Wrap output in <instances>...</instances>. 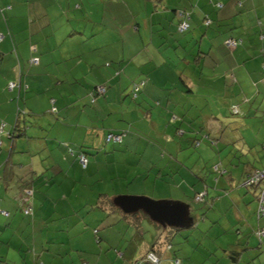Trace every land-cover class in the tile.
Returning <instances> with one entry per match:
<instances>
[{
	"label": "crops",
	"instance_id": "1",
	"mask_svg": "<svg viewBox=\"0 0 264 264\" xmlns=\"http://www.w3.org/2000/svg\"><path fill=\"white\" fill-rule=\"evenodd\" d=\"M130 1L111 0L116 10L123 4L129 6ZM217 2L220 3L219 8L215 4ZM67 4L70 6L69 0ZM177 9L189 12L190 16L186 18L189 27L185 31L178 29L183 17L180 12L177 13ZM41 10L39 0H0V20H6L9 25L6 33L0 31L3 35L0 40V72L9 73L7 69L12 67L10 78L16 81L15 84L20 85V87L15 86L16 90L8 87L4 90L2 83L0 88V99L3 98L0 101V114H4L7 122L6 124L2 121L4 126L0 133V147L5 144L7 146L5 153L6 156L8 155L0 167V169L4 167L3 172L0 173V264H36L39 260L44 264H70L68 256L72 264H78L77 259L83 263L102 264L101 257L92 251L102 250V241L109 247L117 249L123 259L132 258V262L141 258L150 246L158 241L157 250L160 257L171 259L173 256L169 251L172 250V244L169 247L168 241L164 242V235L168 234L167 239L170 241L174 233L182 229L171 231L176 227L160 225L163 230H159L154 240L148 243L141 230L144 221L150 220L147 215L139 214L141 216L139 223L135 224L132 221V216L135 214L124 213L114 204V198L119 195L111 193V188H105L106 190L103 191L99 190L98 185L86 186L87 188L77 186L79 178L89 177V173H92L93 163L82 148L70 150L69 143V145L60 143L68 150L58 147L56 143L44 137L46 130L42 124L37 126L36 121L27 122L26 127L20 119L22 115L19 112L15 115L11 104L1 103H8L2 92L16 91V96L21 92L24 77L21 73L19 75L21 63L19 58L16 59L15 54L18 55L16 49L18 48L24 56L23 51H28L27 41L21 40L20 44L23 45L19 44L18 47L13 46V43L24 34L33 33L34 30L30 27L34 26L36 21L40 22ZM144 10L146 18L150 16V26L145 19V28H149L146 34L149 32L147 38L150 42L146 40L145 43L148 42L152 50H144L138 59L133 57L130 62L127 60L122 63L124 60L117 54L110 57L112 63H107L106 75L98 81L104 82L100 85H107L103 94V97H106L108 84H113L115 79H119L120 91L125 89L123 86H128L131 82L136 84L135 82L142 79L147 80L141 90L146 97L143 99L140 97L141 101L137 105L145 104L146 110L149 107V118H153L154 113L157 112L160 118L170 119L176 127L174 131H170V123L166 122L164 125V120L156 126L153 123L158 134L148 137V141L131 132L130 138L127 139L126 135H123L120 142H113L112 149L105 148V152L101 150L95 159L97 161L104 159L110 169L109 165H113L110 163L117 162L119 157L114 159L113 155L105 154L125 153L130 150L132 143L137 146L143 142L142 151L134 149V167L142 169L143 174L148 177L152 172L154 179L174 183L179 191L182 189L184 193L185 187L180 178L200 176L204 181V176L212 169L206 162L217 160L218 162L214 164L217 172L220 169L224 172L221 173L222 175L218 173L221 176L215 179L214 187H209L205 181L203 182L207 190L206 199L208 196L210 199H207L209 203L198 205L199 217L212 211L213 222L210 230L215 229L214 233L217 234L215 238L234 235V238L223 239L226 243L218 248H223L221 250L231 263L239 264L240 259L245 255L243 251L252 248L248 245L250 239L246 242L242 239L244 231L236 227L244 225L246 231L251 229L253 232L254 225H250L251 222L254 224V219L250 217L252 209L247 204L256 201L254 194L250 189L243 187L241 181L245 172L264 167V115L261 118L257 117V113L264 111L262 71L264 0H145ZM206 16L211 19L208 26L203 22ZM138 27L140 29V24ZM9 30L11 33L14 31L16 35L14 37L12 34L8 35ZM71 30L78 32L74 27ZM102 31L103 28L91 32L85 26L80 34L86 36L95 48L120 42L119 26H112V35L105 38L101 36ZM89 32L90 36H88ZM154 36L158 38L156 43ZM10 37L15 38L11 40V45H9ZM232 37L240 39L241 42L235 46H228L226 41ZM13 51L16 53L12 54ZM112 58L117 62H113ZM95 65L92 64V68ZM90 70L97 73V70ZM161 73L169 77H164ZM73 76L78 77L76 74ZM158 81L162 82L160 87L156 86ZM91 92L92 90L89 95L87 94L88 100L84 98L83 105L89 101L100 109L105 103L98 96L92 101ZM252 101L255 103L259 101V111L251 105ZM233 106L238 108V115L233 113ZM29 113L36 119L40 117L32 111ZM61 125V130L71 135H75L77 131L89 130V127L80 124L71 126L61 123ZM94 130L92 128L91 140L88 141L87 137H83L86 140L83 143L102 146L99 129ZM13 132H16L15 136H8ZM108 132L125 134L122 129L116 132L108 130ZM198 137L202 139L198 140ZM105 141L111 142V140L107 141L106 137ZM189 142L199 147L202 144L211 145V148L206 147L211 155L200 153L193 158V165H187L179 155L182 150L189 147V145L184 146L183 143L189 144ZM116 143H125L126 146H117ZM31 145L39 147L40 152H36L35 147ZM55 148H58L59 152L55 151ZM20 150H26L25 155H22ZM34 153L41 156L47 153V164H38ZM81 153H85L88 159L84 168L77 156ZM200 161H203V164ZM229 164L237 168L242 167L241 176L235 179L240 184L239 187L244 188L245 194H252L245 203L248 215L241 212L240 208L243 204L236 196L238 189L241 191L240 188L236 185L231 186L237 188L232 195L231 191L223 186L224 177L230 179V184H233L231 180L234 173ZM123 170L126 171L127 168ZM115 171L119 174L117 167ZM96 172L100 173V170ZM219 182L222 183V189L226 190L227 195H219L220 188L217 185ZM201 190L203 187L201 189L198 187L194 190V194ZM193 196L191 198L195 202ZM24 208H29L32 213L25 214ZM1 211L8 212V215H3ZM122 222L124 224L120 226ZM257 224L260 225V219L257 220ZM130 227L134 231L129 235L126 244L123 241L128 234H119V232H125ZM121 242H123L122 249H120ZM4 243H8V248L3 249ZM138 245L141 251L139 257L136 255ZM25 246H28V252L22 255L21 250ZM16 249H19L20 259L16 256ZM96 255L98 259L95 258ZM175 263L179 264V261Z\"/></svg>",
	"mask_w": 264,
	"mask_h": 264
},
{
	"label": "rangeland",
	"instance_id": "2",
	"mask_svg": "<svg viewBox=\"0 0 264 264\" xmlns=\"http://www.w3.org/2000/svg\"><path fill=\"white\" fill-rule=\"evenodd\" d=\"M39 2L42 6L41 20L40 22L36 21L34 26L32 25L30 27V29L33 28L35 32L24 34L19 40H14L15 38L12 39L10 37L9 45H11V40H14L15 44L13 43V46L15 45L16 47H18L21 40L25 39L22 42L27 41L28 51H23L24 56H22V53L16 48L21 63V69L18 70V72H22L24 77L20 89L21 92L18 96H16V91L2 92L8 99V103H1L4 105L11 104L15 115L18 114V112L22 115L20 119L26 124V127L27 122L33 123L36 121L37 126L42 124L46 130V133L43 134L44 137L56 143L58 147L68 150V148L64 147L62 144L69 143L70 145H68L70 148L75 150L82 148L87 153L88 159L93 163L91 165L92 173H89V177L79 178L78 187L87 188L86 186L98 185L99 190L103 191L106 190L105 188H111V193H115V195L145 196L150 199L170 201H188L190 216L193 218V223L195 224L199 218V202H194L191 197L194 194V190H197L198 187L200 189L203 187V190L205 189L204 181L209 187H214L213 184L215 183V179L220 177L218 173L213 171V166L218 162L217 160L206 162V164L209 163V168L212 169L204 176V181L200 179V176H185L180 178L181 183L184 184L183 187H185L184 193L182 189L179 191L174 183H167L159 179H154L152 172H150L151 175L148 177L146 174H143L142 169L134 167V149L142 151L143 142H140L137 146L135 143H132L130 150H125V153L105 154L106 156L113 155L114 159L119 157V159L116 160L119 163H110L113 164L109 165L110 169L107 167V163L104 159L99 161L95 159L96 155H98L101 150L105 152V148H113V140L108 143L105 141V135L108 130H114L116 132L122 129L125 131L124 135H126L125 138L127 139L130 138L129 136L131 132H133L137 137L140 136V138L148 141V137L151 138L158 134L154 126L160 124L162 120H164V125L166 122L170 123V131H174L176 127L172 124L173 121L160 118L157 112L154 113L153 118H149V107L146 110L147 107H145V104L142 106L137 105L138 102L141 101L140 97L143 99L146 97V94L141 91L138 93L137 99L133 100L132 98L131 89L134 82H131L128 86L122 85L125 87L123 91L119 90V79H115L113 84H108L109 87L106 97L98 95V98L105 103L100 109L96 105L90 104L89 101L87 104L83 105L84 98L88 97L87 94L89 95L90 90H93L95 85L99 86L100 83L104 84V82L98 80L106 75L107 63H112L109 60L111 59L110 57L117 54L119 58L122 57L124 60L122 63H124L127 60L130 62L133 60V57H137L138 59L146 49L152 50L151 45L148 44V42L145 43L146 40L149 41L147 38L149 32L146 34L149 28H145V19L150 26V16L146 18V11L144 10L145 0H131L129 6L123 4V6H119L118 10L113 7L111 0H69L70 6L67 4L68 0H39ZM8 23L10 22L8 21ZM138 24H140V29ZM8 26L6 20H0V31L6 33ZM85 26H87L91 32L94 30L96 32V30L103 28L101 36L104 38L105 36L112 35V26H119L120 42L118 44H105L104 47L95 48L88 41L89 39H87L86 36L80 34L81 31H84ZM72 27L77 29L76 31L78 32H72ZM10 34H12L13 37L16 35L14 31L11 33L9 30L8 35ZM90 35L91 33L89 32L88 36ZM157 40L158 38L154 36V43H156ZM22 45L23 43L20 44V46ZM14 53L13 51L12 54ZM35 57L40 60L39 64H32L30 62V60ZM102 58L105 59L102 60ZM112 61L117 62L114 58H112ZM92 64H96L94 68H92ZM3 68L7 69L5 66H3ZM11 69L12 67L7 69L9 73L3 74V72H0V88L3 83L4 90L7 88V85L16 82L10 78ZM90 69L97 70V73ZM74 74L79 78L73 76ZM161 75L169 77L164 73H161ZM109 76L111 77V75ZM146 82L147 80H145V83ZM161 85V81H158L156 84L157 87ZM15 86L20 87L19 84ZM15 86L12 88L13 90H16ZM2 100L3 98L0 99V101ZM86 100H88V98ZM105 100L107 102H105ZM258 102L255 103L252 101L251 105H254V108L259 111ZM56 108L57 113L55 114ZM29 111L38 114L40 116L39 119H36ZM146 113L148 114L145 116ZM263 115L264 111L257 113V117L259 118ZM4 118V114L1 113L0 133L3 131L4 126L2 121L7 124ZM61 123L65 125L71 124V126H78V124H80L84 127H89V130L88 132L77 131L75 135H71L69 132L61 130ZM153 123L154 126L152 125ZM92 128L95 129L94 131H96V128L99 129V140L102 142V146H90L83 143V141L86 142L83 137H87L88 141L91 140ZM143 136H146V138ZM199 139L202 138L198 137V140ZM211 142L214 143L215 141ZM60 143L62 144L60 145ZM117 144L118 143H116V145ZM183 145H189V147L182 150L179 156L184 159V163L187 165H193V158L200 153H208V156L211 155L209 154L210 151L206 148H211V145L202 144L201 147H199V145L192 144V142H189V144L183 143ZM31 146L35 147L36 152H40L39 147L35 145ZM117 146H126V144H118ZM8 147L10 148V144ZM213 147L216 149V145ZM6 148L7 146L5 144L0 147V167L4 164L8 156H6L5 153ZM20 151H22V155H25L26 150ZM55 151L59 152V149L55 148ZM31 153L32 152H30V156H32ZM38 153H34V158L37 163L42 165L47 164V153H45L44 156ZM188 154H190V156H188ZM137 155H139V152ZM251 157L253 158L252 155ZM136 159H139V157H136ZM200 163L203 164V161H200ZM116 167L119 169V174L115 171ZM229 167L234 173L231 180L233 184H230V179L224 177L223 180H225V184L223 186H225L224 188L227 187V190L231 191L232 195L237 188H240L241 191L238 189L236 196L239 198L241 204H243L240 208L241 212L247 213L245 203L249 195L252 196V194H245L244 188L239 187L240 184H238L235 179V177L238 178L241 176L240 172L242 167L237 168L230 164ZM3 168L0 169V173L3 172ZM124 168H127V170L124 171ZM98 169L100 173L96 172ZM45 180L47 179L45 178ZM176 184H179V182H176ZM217 185L218 188H220L219 195L225 196L222 195L223 192H225L224 189H222V183L219 182ZM233 185L238 187L236 188L234 186L231 188ZM207 199L209 200L210 197L208 196ZM217 202L220 203L221 200L220 202L216 201V203ZM247 205L253 210L250 212V217L254 219V224L253 222L250 223V225H254L252 228L253 232L251 229L246 231L244 225L242 227L237 226L236 228L244 231L242 239L244 242L250 239L248 245L252 249L243 251L245 255L240 259L239 264H264V235L261 236L262 243L260 244L255 233L257 228H264V216L260 217V225L257 224L256 201H251ZM31 213L32 211L30 210V214ZM211 214L212 211L208 212L207 215L204 214L205 222L200 218V224L198 226H192L191 228L182 229L178 233H174L170 240L172 250L169 251L173 259H168L169 257L164 256L160 259L158 264H178L175 263L176 261H179V264H233L226 257L224 251L221 250L223 248L221 247L220 249L218 247L226 243L223 239L234 238V235L218 236L215 238L217 235L214 233L215 229L213 231L210 230V226L213 222ZM123 224L124 222L120 223V226ZM141 230L147 242L151 243L159 230H163V227L151 219H146ZM133 231V228L130 227L125 232H119V234H128L125 237V241H123L124 243L127 244L128 237ZM123 242L120 244V249L123 247ZM4 244L3 249L8 248V243ZM101 245L103 246L102 250H91L101 257L102 264H133L132 258L129 260L123 259L122 256L118 254L117 249L109 247L104 241H102ZM32 249L33 248H31V250ZM16 251V256L20 259L19 249H16ZM27 252L28 246L22 248V255ZM140 254V246L138 245L136 249L137 257H139ZM98 255L95 256L96 259H98ZM138 259L139 258L136 260ZM18 261L20 262L22 260ZM68 261L72 264L70 256H68ZM77 262L78 264H89L86 262L83 263L82 261L80 262L78 259ZM38 264L44 263L39 260Z\"/></svg>",
	"mask_w": 264,
	"mask_h": 264
},
{
	"label": "water",
	"instance_id": "3",
	"mask_svg": "<svg viewBox=\"0 0 264 264\" xmlns=\"http://www.w3.org/2000/svg\"><path fill=\"white\" fill-rule=\"evenodd\" d=\"M113 202L124 213L142 211L152 221L164 227L188 229L194 225L193 218L190 216V206L183 201L155 200L145 196L119 195L114 198Z\"/></svg>",
	"mask_w": 264,
	"mask_h": 264
},
{
	"label": "built area",
	"instance_id": "4",
	"mask_svg": "<svg viewBox=\"0 0 264 264\" xmlns=\"http://www.w3.org/2000/svg\"><path fill=\"white\" fill-rule=\"evenodd\" d=\"M217 6L220 7V3H217ZM186 16L183 14V18L182 20L180 21L179 25H178V29L179 31H185L188 29L189 27V24L187 23L186 21ZM210 23V20L207 19L206 20V24H209ZM2 38V35H0V39ZM226 44L228 46H235L236 45V41L234 39H227L226 41ZM33 62H37L36 59H33ZM264 69V67H263ZM144 84V81L142 80L139 84H134L133 86V95H136L135 93L140 89V87ZM16 84L15 83H12L9 85V89H12ZM105 86H98L97 87V93L98 94H104L105 93ZM92 101H93V98H92ZM235 109V108H234ZM233 109V110H234ZM124 133H113V132H108L106 134V140L107 141H112L113 142H120L122 137H123ZM78 159H79V163L81 164V166L84 168L87 164V156L85 153H81L78 155ZM264 181V169L262 170H257L255 171V173L251 176H248L247 180L244 181L243 185L245 186H251V185H254V184H257L259 182H262ZM204 194L205 193H198L196 196H195V199L196 200H202L203 197H204ZM258 200H259V207H258V216H261V215H264V187L263 189L261 190V193H259V196H258ZM23 212L25 214H28L30 213V209L29 208H26L23 210ZM1 213L5 216L8 215V212L6 211H1ZM256 235L258 238H260L262 235H264V229L261 228V229H258L256 230ZM143 258H140L136 261L133 262V264H158L159 263V258L156 254V252L154 251H147L144 255ZM38 264V263H37Z\"/></svg>",
	"mask_w": 264,
	"mask_h": 264
},
{
	"label": "trees",
	"instance_id": "5",
	"mask_svg": "<svg viewBox=\"0 0 264 264\" xmlns=\"http://www.w3.org/2000/svg\"><path fill=\"white\" fill-rule=\"evenodd\" d=\"M218 3V2H217ZM217 3H215L216 5H217ZM217 8H219V6H217ZM181 13V16L183 17V14L187 17V18H189V12H187V11H185V10H181V9H177V13ZM179 13V14H180ZM207 19H209L210 21H211V19L210 18H208L207 16L203 19V22H204V24H206V20ZM182 20V19H181ZM180 20V21H181ZM210 24V23H209ZM209 24H206V26H208ZM1 35V34H0ZM2 38H3V36H2ZM1 38V39H2ZM230 39V38H229ZM231 39H234L235 41H236V45H237V43H239V42H241V40L240 39H238V38H231ZM16 53V52H15ZM15 57H17L16 59L18 60V58H19V56L17 55V54H15ZM33 59H36L37 60V62H33ZM30 62L32 63V64H39V59L37 58V57H35V58H32L31 60H30ZM263 67H264V62H263V64H262V71H263V74H264V69H263ZM21 68L19 67V70H20ZM21 74H22V72H21ZM20 74V72H19V75H21ZM143 80V79H142ZM142 80H140V81H138V82H135L136 84L138 83H140ZM144 81V84L140 87V89L135 93L136 95H133V86H134V84H133V86H132V89H131V91H132V98H133V100L134 99H136L137 98V96H138V93L141 91V89L143 88V86L145 85V80H143ZM263 81H264V79H263ZM100 86H105V88H107V85H100ZM7 87H8V89H9V85H7ZM97 87H98V85L97 86H95L94 87V89L92 90V94H91V98H93V100L94 99H96V97L98 96V95H103V94H98L97 93ZM105 91H106V89H105ZM105 94V93H104ZM235 108V109H234ZM234 109V110H233ZM56 110V109H55ZM232 110H233V113L234 114H239V110H238V108L235 106V107H233L232 108ZM56 112V111H55ZM16 133V132H15ZM15 133L13 132V133H10V134H8V136H15ZM70 150H71V148L70 147H68ZM263 148H264V144H263ZM69 150V151H70ZM79 155V154H78ZM77 155V156H78ZM262 169H264V167L263 168H255V169H253V170H251V171H249V172H245V174H244V176H243V179H242V181H241V185L243 186V187H245L246 189H250V191L254 194V196H255V198H256V203H257V209H256V212H257V217H258V219H260V217H262V216H264V215H261V216H258V207H259V200H258V196H259V193H261V190L263 189V187H264V181H262V182H259V183H257V184H254V185H251V186H244L243 185V183H244V181L245 180H247V178H248V176H251V175H253L254 173H255V171H257V170H262ZM216 170V167L215 166H213V171H215ZM216 173H223L224 171L223 170H219L218 172H217V170L215 171ZM222 175V174H221ZM220 175V176H221ZM219 178V177H218ZM217 179V178H216ZM205 190V191H204ZM204 190H201L200 192H198V193H205V195H204V197H203V199L202 200H196L195 199V196L198 194V193H195L194 194V200L198 203L199 202V204H207V203H209L208 202V200L206 199V195H207V190H206V188L204 189ZM224 191H226V190H224ZM223 194H226V192H223ZM24 209H26V208H24ZM200 209H201V207H200ZM132 214H135L134 216H132V221H133V223H135V224H138L139 223V218L141 217L139 214H142V215H147V214H145L144 212H142V211H138V212H135V213H132ZM201 218V220H203V221H205V217L202 215V216H200L199 218H198V220L196 221V223H195V225H193V226H198L199 224H200V221H199V219ZM258 229H261V227H259V228H257L256 230H258ZM264 229V228H263ZM175 230H179V228H176V229H174V230H171V231H175ZM256 230H255V232H256ZM170 230H169V232H171ZM171 234V233H170ZM167 235L168 234H166V235H164V242H167L168 243V246L169 247H171V244H170V241H169V239H167ZM259 239V243L261 244L262 243V237H260V238H258ZM159 243H158V241H156V242H154L153 243V245H151L150 246V248L147 250V251H154V252H156V254H157V256H158V258H159V262H160V259H161V257H160V253L158 252V250H157V245H158ZM170 244V245H169ZM146 251V252H147ZM145 252V253H146ZM144 256H142L141 258H143ZM233 258V257H232ZM140 259V258H139ZM233 264H235V262H232ZM37 264V263H36Z\"/></svg>",
	"mask_w": 264,
	"mask_h": 264
}]
</instances>
